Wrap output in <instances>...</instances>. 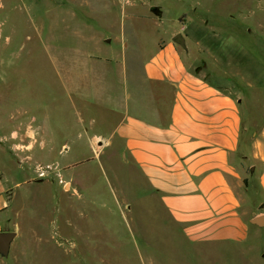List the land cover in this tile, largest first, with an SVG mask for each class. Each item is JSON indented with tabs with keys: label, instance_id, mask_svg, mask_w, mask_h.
I'll list each match as a JSON object with an SVG mask.
<instances>
[{
	"label": "rangeland",
	"instance_id": "obj_1",
	"mask_svg": "<svg viewBox=\"0 0 264 264\" xmlns=\"http://www.w3.org/2000/svg\"><path fill=\"white\" fill-rule=\"evenodd\" d=\"M181 26L198 59L243 67L246 81L232 77L231 90L253 103L246 126L256 112L263 122L264 86L255 84H264V0H0V165L21 183L17 236L0 264H264V227L244 247L189 241L116 145L89 144L99 124L81 123L98 112L80 109L79 92L94 90L80 82L99 80L113 65L105 58L128 73L143 67L158 37ZM206 33L222 55L194 40ZM124 37L128 47L116 42ZM31 127L37 134H26Z\"/></svg>",
	"mask_w": 264,
	"mask_h": 264
},
{
	"label": "crops",
	"instance_id": "obj_2",
	"mask_svg": "<svg viewBox=\"0 0 264 264\" xmlns=\"http://www.w3.org/2000/svg\"><path fill=\"white\" fill-rule=\"evenodd\" d=\"M181 29L160 35L143 67L132 65L131 73L118 58L104 59L113 61L110 67L95 65L109 69L98 71L99 80L80 82V88L94 90L80 91L78 102L80 109L95 104L98 114L85 111L80 120L83 126L99 124L90 145L102 151L116 145L124 161L139 168L148 198L158 201L189 241L217 249L244 247L251 231L264 227L252 223L254 215H264V121L251 113L247 127L244 107L253 103L231 90L234 78L246 81L243 67L210 66L182 34L189 50L184 54L174 41ZM218 39L206 33L194 40L205 41V52L214 56L213 50L221 53L219 44L211 47ZM119 41L128 47L126 37ZM253 98L257 104L259 97ZM70 101L76 104L71 96ZM26 134L37 132L31 127ZM69 146L66 139L61 149ZM20 184L0 165V231L14 225Z\"/></svg>",
	"mask_w": 264,
	"mask_h": 264
},
{
	"label": "water",
	"instance_id": "obj_3",
	"mask_svg": "<svg viewBox=\"0 0 264 264\" xmlns=\"http://www.w3.org/2000/svg\"><path fill=\"white\" fill-rule=\"evenodd\" d=\"M174 41L182 46H186L185 38L182 33H178L174 37ZM252 223L259 226H264V215H254ZM17 236V232L14 230L0 231V254L7 257L11 251V245Z\"/></svg>",
	"mask_w": 264,
	"mask_h": 264
}]
</instances>
